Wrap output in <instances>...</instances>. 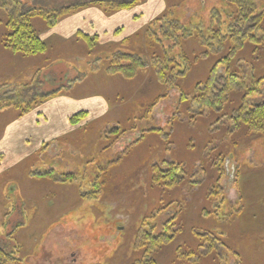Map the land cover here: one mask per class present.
Masks as SVG:
<instances>
[{
  "label": "rangeland",
  "instance_id": "rangeland-1",
  "mask_svg": "<svg viewBox=\"0 0 264 264\" xmlns=\"http://www.w3.org/2000/svg\"><path fill=\"white\" fill-rule=\"evenodd\" d=\"M12 1L0 0V99H31L78 82L61 94L78 97L76 105L54 97L30 112L45 114L48 121L37 130L25 126L32 138L27 146L20 137L2 140L9 128L16 130L19 113L0 109V152L6 153L0 166V244L15 252V264H138L153 259L156 264H264V135L237 128L234 121L244 92L256 88L264 75V22L257 49L248 45L230 66L240 84L232 99L223 108L200 113L191 100L207 78L214 54L202 57L204 50L192 36L184 46H172L174 41L158 30L164 52L183 67L182 56L193 61L186 65L187 75L166 89L150 64L152 52L163 50L148 39L146 29L166 15L191 35L199 29L208 33L213 10L226 17L225 0H143L111 15L100 7L84 9V15L75 17L84 24L78 31L99 36L93 47L76 33H58L67 20L47 29L39 19L41 38L54 46L46 55L30 57L1 45L6 31L2 9ZM24 1L53 8L85 0ZM258 6L263 12L264 0ZM116 50L139 55L146 66L133 79L108 75L103 60ZM219 73L224 76L225 67ZM259 87L264 96V83ZM247 100L256 103L257 93ZM77 105L84 109L77 112L87 111V116L69 125L64 113ZM41 138L47 140L41 143ZM45 143L50 146L39 158L36 153ZM167 161L181 167L180 183L154 187L151 167H164ZM46 172H53V178L34 176ZM67 176L70 180L64 182ZM219 176L221 190L213 192ZM96 180L97 197L84 196ZM173 218L174 240L153 254L134 248L144 220L160 235Z\"/></svg>",
  "mask_w": 264,
  "mask_h": 264
},
{
  "label": "trees",
  "instance_id": "trees-1",
  "mask_svg": "<svg viewBox=\"0 0 264 264\" xmlns=\"http://www.w3.org/2000/svg\"><path fill=\"white\" fill-rule=\"evenodd\" d=\"M141 2L143 0H85L59 7L44 8L31 7L24 0L12 1L9 7L2 9L6 16L4 21L6 31L2 35L1 45L4 50H9L14 55L19 54L22 57L43 56L53 49L54 44H50L41 38L42 29L39 30L36 27L39 19L43 20L47 29H50L58 25L66 17L83 9L100 7L107 15H111L115 12L131 10ZM225 3L227 5L226 17L224 18L217 10H213L208 33L199 29L195 30L194 35H191V30L184 27L178 20L168 19L166 15H162L154 20L146 29L148 39L161 45L163 50L160 54L152 52L150 64L155 71L159 83L166 89L170 87L171 82L187 75L189 66L186 65H189L190 59L185 55L182 56L185 62L183 67V63L180 60L170 57L166 51L164 52L163 38L157 33L161 31L162 36L166 39L173 40L174 44L172 46L176 47L184 46L185 41L191 36L197 37L201 49L204 50H201V56L206 57L214 54V63L210 68L209 74L203 82L197 85L195 90L196 94L191 100L192 104L198 106L200 113H203L205 110H218L219 106L223 108L232 99L233 94L240 87L236 74L234 73V75L230 68L232 62L244 53L248 45L254 44L255 49H257L261 43L259 33L263 28L264 11H259L258 0H225ZM157 23H161V25L157 29H154ZM76 35L85 38L90 42L91 47L99 41L98 35L91 36L83 31H78ZM129 41L127 39L124 43H128ZM217 48H219V52L215 56ZM145 66L146 63L139 55L116 50L103 60L102 69L108 75H119L125 79H133ZM221 66L225 67L224 76L222 73H219ZM64 73L66 72H60L61 76H64ZM263 83L264 75L257 79L256 88L247 89L246 91L248 92H244L242 103L238 108L236 116H234L237 128L245 127L250 134L254 135H264V96L259 87ZM77 84L78 82L75 80L73 82L71 81L70 85L67 86L73 88ZM67 86L62 84L49 94H36L31 99L23 100L20 97L2 98L0 99V109L12 107L18 110L19 117L24 116L32 112L46 100L67 93ZM254 92L257 93V102L250 104L247 98L254 95ZM158 98L155 99L152 105L158 103ZM182 100H185V98ZM86 116L87 111H80L70 117V123L76 125L85 119ZM116 130L118 131V129ZM138 136L139 138L140 136L142 137L143 133H139ZM48 146L50 144L45 143L37 151L36 154L39 158H41L44 154L43 151H46ZM3 159L4 153L0 152V166ZM180 172L181 167L179 164L172 161H167V165L164 167L153 165L151 167L152 185L154 187L159 186L165 188L175 187L180 183ZM34 176H48L53 178V172H46L41 175L36 174ZM69 177L67 176L64 182L70 180ZM220 177L216 181L217 183L214 186L213 192L215 190H221ZM56 181L62 182L63 180L56 179ZM97 184L98 180L93 184L95 188H92L93 190L84 196L97 197L100 191ZM146 221L144 220L142 222L143 224L139 227L134 242V248L143 255L153 254L156 249L174 240L177 234V229L174 230L177 227L175 218L165 224V233L160 235H156L152 229H148ZM215 239L211 238V240ZM15 255V252L11 253L5 245L0 244V264H15L18 260ZM137 262L138 264H156L155 259L148 263H143L140 260Z\"/></svg>",
  "mask_w": 264,
  "mask_h": 264
},
{
  "label": "crops",
  "instance_id": "crops-1",
  "mask_svg": "<svg viewBox=\"0 0 264 264\" xmlns=\"http://www.w3.org/2000/svg\"><path fill=\"white\" fill-rule=\"evenodd\" d=\"M89 8H87L88 10ZM84 11L86 10H81L69 17H66L65 19H63L62 21H66V23H64V26L60 27V30L58 31V33H61L62 36H67V37H72L75 33H77L78 29L80 27H84V24H80V19L78 18H75L77 15L79 14H82L84 15L83 13H85ZM83 18H85L83 16ZM104 18L107 19V17L105 16ZM60 22L59 24L63 23V22ZM84 32V29L82 30ZM62 97V98H60ZM70 98V96H69ZM67 98V95H59L57 97H55L54 99H56V101H67L69 104H74L76 101H78V97L74 98ZM82 99V98H80ZM101 101V100H100ZM99 101V104H102L101 102ZM76 105V104H74ZM78 110H84L83 107L81 106L79 108V106L77 105L75 111H73L72 113H64V117H65V121L69 123L70 125V117L72 116V114H76V112ZM78 113V112H77ZM14 118L16 119V122L15 123V126H16V130L14 127L12 128H9L6 132H4L3 134V137H2V140L6 141L8 139H13L15 137H20L21 138V143H23L24 146H27V141L32 139L31 136H27V129L25 126H30L31 129H36L39 128V126H41L44 122H47L48 121V117L45 115V114H41V115H38V114H26L24 116H21L19 117L17 114L16 116H14ZM30 118V119H28ZM14 119V120H15ZM56 130V129H55ZM54 138V137H51V139ZM42 140V141H41ZM47 139H44V138H41L40 141L41 143L45 142ZM39 142V141H38ZM6 143H9L8 141H6ZM6 153L4 152V157H5ZM2 191V189H1Z\"/></svg>",
  "mask_w": 264,
  "mask_h": 264
}]
</instances>
